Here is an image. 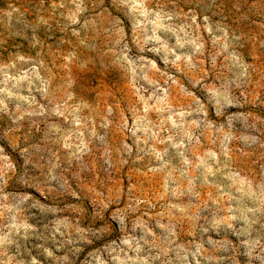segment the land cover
Segmentation results:
<instances>
[{"label": "clouds", "instance_id": "obj_1", "mask_svg": "<svg viewBox=\"0 0 264 264\" xmlns=\"http://www.w3.org/2000/svg\"><path fill=\"white\" fill-rule=\"evenodd\" d=\"M183 2L33 0L29 15L0 0V264H264V155L247 166L229 147L230 113L257 72L244 46L264 48V0H231L230 17ZM46 40L68 48L45 51ZM73 66L120 99L101 103ZM242 130L264 148V132ZM94 152L105 177L131 161L161 190L130 177L126 198L106 179L73 191Z\"/></svg>", "mask_w": 264, "mask_h": 264}, {"label": "rangeland", "instance_id": "obj_2", "mask_svg": "<svg viewBox=\"0 0 264 264\" xmlns=\"http://www.w3.org/2000/svg\"><path fill=\"white\" fill-rule=\"evenodd\" d=\"M33 2V0H19L17 4L18 7H22V10L31 15V8L29 5ZM176 3L179 4V7L188 10L187 5L183 2V0H175ZM207 5L210 7L212 12H216L218 15L223 13L226 16H231L233 13V8L231 4V0H215V3H212V0H206ZM171 7V4L169 5ZM59 29L57 32L59 33ZM45 51H51L52 53L59 54L62 51L67 50L68 44L63 45L62 47L56 46L55 41H44ZM245 51L248 53L246 55V60L248 63L255 64L257 68V72L253 74L251 83L248 84L247 90L244 95L247 97L248 102L244 103L243 99L241 103L243 107L238 109H233L231 115L235 116L234 120V134L237 136V139L230 142L229 147L232 151V155L236 158L237 163H243L247 166H252L257 162V158L261 155H264V148H259L258 146L254 149L251 145H247L242 143L239 139L241 135H248L249 132L243 131V127L247 125H253L255 128L264 132V48H260L258 44H246ZM54 72H56L57 77L64 76L67 74V68H54ZM72 75L75 79H77L78 84L83 87V89L92 94L99 93L100 102L102 103L105 99L108 102H112L113 97L116 99H120V92L118 89L113 88V85L110 83L108 79L97 78V82L93 85L88 83L90 76L89 70H83L76 67H71ZM91 71H95L91 69ZM207 71V68H205ZM239 95V92H237ZM134 97L127 93V90H124V99L121 100L119 105L120 110L124 111L127 115V111L125 108V104L128 102H132ZM209 116L212 117V113L209 110ZM214 120L223 121L225 117L223 115L219 117H212ZM227 130V129H225ZM121 139V134L116 131L111 137V142L113 144L119 143ZM260 142L264 143V135L259 136ZM209 143H211V136L209 137ZM7 150V149H6ZM241 152L247 153L248 155L241 158ZM99 153L94 152L92 157H86V161L91 168L89 173H85L81 176L82 183L78 186L76 184H72V190L80 193L81 191L87 192L92 187H97L98 189V181L100 179H106L110 181V183L106 184V187H111L114 191L116 189L122 190V198H126L127 187L129 183V178L131 177V182L136 184L138 188H142V190L147 194L151 195L153 192H159L161 190L160 186L162 183V177L160 175H152L147 173V170H143V174H139L137 172V168L132 165V162L129 161L127 165L122 167H117L113 170L110 177H105L104 172L102 171V161L98 158ZM13 158L15 159V154H13ZM255 171V168H252ZM69 182L71 183V178L69 177ZM11 187V182H10ZM99 190V189H98ZM32 195L36 196L37 199H41L44 201L39 194L32 193ZM70 203H77L75 200L69 201ZM79 205L87 209V212L90 214L91 208L88 207L89 201L85 199H81L78 201ZM107 218V217H106ZM87 219V217H86Z\"/></svg>", "mask_w": 264, "mask_h": 264}]
</instances>
